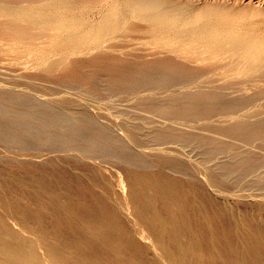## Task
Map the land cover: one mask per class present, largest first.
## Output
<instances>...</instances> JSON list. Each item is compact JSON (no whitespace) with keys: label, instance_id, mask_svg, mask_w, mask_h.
Segmentation results:
<instances>
[{"label":"bare ground","instance_id":"1","mask_svg":"<svg viewBox=\"0 0 264 264\" xmlns=\"http://www.w3.org/2000/svg\"><path fill=\"white\" fill-rule=\"evenodd\" d=\"M1 61L0 143L39 151L0 157V264H264V11L0 0Z\"/></svg>","mask_w":264,"mask_h":264},{"label":"rangeland","instance_id":"2","mask_svg":"<svg viewBox=\"0 0 264 264\" xmlns=\"http://www.w3.org/2000/svg\"><path fill=\"white\" fill-rule=\"evenodd\" d=\"M170 1H177L180 3L181 2L191 3L194 8L202 6L204 4V1H205V3L206 2L208 3V1H209V3H211V4H217V3L218 4H224L225 3V4L236 6V7L250 6L251 8H255V10H257V8H258V10L264 11V0H250V1L249 0H247V1L246 0H234V1L233 0H224V1L223 0H170ZM255 3L258 5H256ZM249 11H252V10H249ZM94 12H96V10L93 11L92 13H94ZM119 41L121 44L115 43V41H113L111 44H113V43L117 44L118 45V47H117L118 51L123 52V53L131 51V52H135V53H144L145 54V53H150V52L154 51L153 49L143 45L144 40H142V39L133 40L132 42H130V44H132V45H129V43H126L123 38H120ZM10 65L11 64L6 63V62H2V61L0 62V88H4V89L8 88V85H7L8 80H6V79H9V77H16L18 74H20V72H22V71H17V72L11 71V68L6 69L7 67H10ZM12 69H14V68H12ZM17 87L19 88L20 92L24 89V87L22 85H18ZM98 91H100V90H98ZM51 94H67V95H70V94H74V93L66 91V90H62V91H59L58 93L56 92V93H51ZM97 107L98 108L100 107L101 112L95 113L96 111L94 109H91V111L94 112L91 114H99L100 115V113H101L102 116L105 118V120H107L108 118L113 116V113H114L113 108H110L104 104H102V105L98 104ZM35 151L38 152L39 150L38 149L31 150L30 148H22V147H18L16 145L7 146V145L0 143V157H8V158L13 157L12 159H15L14 157L18 156L17 154L25 153L27 155H23L24 159H22V160H29L30 158L31 159L33 158L31 155L33 153L35 154L36 153ZM201 177H203V175H201ZM228 189H229L228 192L230 194L231 193L236 194V195H240L243 193L252 194L251 191H246L245 189L242 190L243 187H240V186L239 187H228ZM253 194H256V196L260 195L259 192H256Z\"/></svg>","mask_w":264,"mask_h":264}]
</instances>
